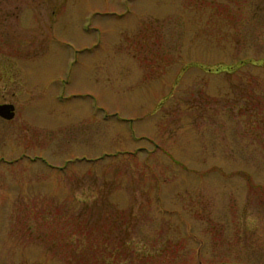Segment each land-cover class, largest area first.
<instances>
[{"label":"rangeland","instance_id":"1","mask_svg":"<svg viewBox=\"0 0 264 264\" xmlns=\"http://www.w3.org/2000/svg\"><path fill=\"white\" fill-rule=\"evenodd\" d=\"M0 264H264V0H0Z\"/></svg>","mask_w":264,"mask_h":264},{"label":"water","instance_id":"2","mask_svg":"<svg viewBox=\"0 0 264 264\" xmlns=\"http://www.w3.org/2000/svg\"><path fill=\"white\" fill-rule=\"evenodd\" d=\"M15 107L10 102L0 103V117L5 119H11L14 117Z\"/></svg>","mask_w":264,"mask_h":264},{"label":"flooded vegetation","instance_id":"3","mask_svg":"<svg viewBox=\"0 0 264 264\" xmlns=\"http://www.w3.org/2000/svg\"><path fill=\"white\" fill-rule=\"evenodd\" d=\"M3 103V102H2Z\"/></svg>","mask_w":264,"mask_h":264}]
</instances>
